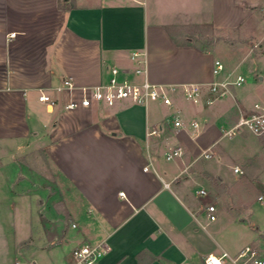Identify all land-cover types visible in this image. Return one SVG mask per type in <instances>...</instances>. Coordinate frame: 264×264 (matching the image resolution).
Listing matches in <instances>:
<instances>
[{
	"label": "crops",
	"instance_id": "0c3cea01",
	"mask_svg": "<svg viewBox=\"0 0 264 264\" xmlns=\"http://www.w3.org/2000/svg\"><path fill=\"white\" fill-rule=\"evenodd\" d=\"M245 2L0 0V142L20 148L13 155L20 175L11 184L30 183L15 192L26 196L27 216H36V228L16 245L23 264H70L85 242L107 243L102 264H204L209 254L264 248V229L245 217L220 224L217 196L202 198L209 176L229 186L214 157H224L220 141L242 114L264 110V76L255 73L254 82L234 92L237 116L225 103L209 106L208 84L232 72L220 50L236 47L218 42L204 51L189 34V26L212 24L229 35L250 14ZM135 51L146 52L157 84H202L199 106L178 92L172 105L151 102L168 106L160 113L132 100L66 108L82 88L107 81L110 67L131 71ZM216 59L224 64L220 75L213 73ZM67 79L75 88L60 90ZM42 93L55 105L40 101ZM175 116L183 127L174 125ZM177 146L183 154L166 162ZM34 151L44 171L22 163ZM209 204L216 205L215 221L207 217Z\"/></svg>",
	"mask_w": 264,
	"mask_h": 264
},
{
	"label": "rangeland",
	"instance_id": "374dc122",
	"mask_svg": "<svg viewBox=\"0 0 264 264\" xmlns=\"http://www.w3.org/2000/svg\"><path fill=\"white\" fill-rule=\"evenodd\" d=\"M246 1L245 6L250 8V14L243 18V25L237 26L233 32L228 33L229 35L215 31L210 24L189 26V34L195 37L197 44H207V46L214 44L215 46L219 42L236 47L233 50L226 48L220 50L219 56L232 70L230 80H235L241 74L246 81L242 85L231 86L230 93L209 105L214 107L225 103L230 108L232 107L229 109L232 110V116L238 114L237 104L233 97L234 92L254 82L255 73L264 76V0ZM262 86L264 87V80H262ZM185 98H182L183 102L190 106H199ZM150 106L151 109L155 108V111L159 113L168 108V106L159 103H151ZM169 108L172 109V107ZM220 142L223 146L222 155L224 157L218 159L215 156L214 163L229 186L218 180V175L216 177L209 176L208 180L211 182V186L208 194L202 198L211 199L215 195L217 196L221 213L218 223H223L227 216L237 219L245 217V224L264 229V202L259 200L260 196H264V133L257 135L249 130L241 129L235 136L223 137ZM24 147L22 145V148ZM18 151L20 148L17 145L0 142V264H15L16 261L23 264L25 259L18 253L16 245L19 244L23 235L29 233L30 228H36L31 224L36 216L34 214L32 218L27 216L26 196H20L15 192L24 186L30 187V183L21 181L19 178V183L17 182L14 186L11 184V180L15 177L13 175H16L17 178L20 175V163L13 160V155ZM39 155L41 156L39 152H31L23 158L22 163H27L40 172L44 171L45 168L47 169V164ZM170 161L166 162L171 163L172 161ZM49 166L48 169H50ZM236 166L240 168V171H234ZM24 174L34 175L27 168H24ZM34 177L31 179L38 180ZM9 186L15 187L13 192ZM42 193L40 192V194ZM33 197L35 203L32 202V204H36L39 194L35 193ZM27 199L29 201V198ZM235 232L239 233L237 229Z\"/></svg>",
	"mask_w": 264,
	"mask_h": 264
},
{
	"label": "built area",
	"instance_id": "2783aa9c",
	"mask_svg": "<svg viewBox=\"0 0 264 264\" xmlns=\"http://www.w3.org/2000/svg\"><path fill=\"white\" fill-rule=\"evenodd\" d=\"M264 21V19H263ZM15 35V33H13ZM134 67L130 71L119 66H112L109 69V78L107 81L93 87H84L81 89L82 96L80 99H72L66 104L67 109L77 108L79 106H92L95 103H101L113 106L121 100H132L133 102L148 106L151 102H162L166 105L173 104V95L182 92V94L194 103H198L203 98V85L200 83L186 84H157L149 77L148 61L146 52L135 51L131 55ZM224 70V64L220 59H216L214 63L213 73L220 75ZM231 72L221 79L210 82L207 103L212 104L215 100L226 96L230 93L233 85H242L246 79L239 74L235 80H230ZM74 89V83L67 79L64 84L59 87ZM39 100L54 106L56 100L47 93H42ZM258 107V105H257ZM176 127H183V122L178 117L173 118ZM192 125L197 128L199 123L194 121ZM241 129L260 135L264 133V110L253 112L250 114H242L237 123L230 129L225 130V135L234 136ZM153 130L152 133H156ZM183 154V147L177 146L170 148L166 153V159L172 160ZM209 157L210 154L205 153ZM235 171H240L238 166ZM200 194H207L206 189H201ZM259 200L264 202V196H260ZM207 217L210 221L217 219V208L214 204L206 207ZM109 246L106 242L90 243L85 242L74 248L72 252V261L70 264H102L103 257L109 252ZM230 258L234 264H264V248H256L246 246L235 256H230L227 252L221 255L209 254L204 258V264H222L223 260Z\"/></svg>",
	"mask_w": 264,
	"mask_h": 264
},
{
	"label": "trees",
	"instance_id": "16d2710c",
	"mask_svg": "<svg viewBox=\"0 0 264 264\" xmlns=\"http://www.w3.org/2000/svg\"><path fill=\"white\" fill-rule=\"evenodd\" d=\"M210 25H211L212 28H214L212 24H210ZM214 29H215V28H214ZM199 45H200V44H199ZM201 45H204V44H201ZM206 45H207V44H206ZM206 45L202 46L201 49L204 50V51H208V50H210L211 48H207Z\"/></svg>",
	"mask_w": 264,
	"mask_h": 264
}]
</instances>
